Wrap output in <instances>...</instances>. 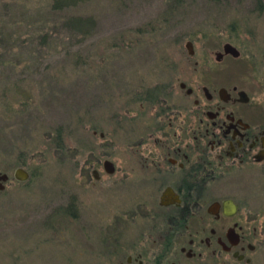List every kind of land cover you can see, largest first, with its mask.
<instances>
[{"label":"rangeland","instance_id":"obj_1","mask_svg":"<svg viewBox=\"0 0 264 264\" xmlns=\"http://www.w3.org/2000/svg\"><path fill=\"white\" fill-rule=\"evenodd\" d=\"M55 1L0 0V261L99 264L152 232L126 215L147 190L115 186L103 167L144 169L141 90L216 64L225 44L239 57L223 63L244 78L256 61L264 75V0ZM74 203L80 219L66 212ZM254 257L264 264V245Z\"/></svg>","mask_w":264,"mask_h":264},{"label":"flooded vegetation","instance_id":"obj_2","mask_svg":"<svg viewBox=\"0 0 264 264\" xmlns=\"http://www.w3.org/2000/svg\"><path fill=\"white\" fill-rule=\"evenodd\" d=\"M218 54L216 64L204 58L141 90L144 169L112 165L111 175L115 186L147 190L126 215L148 219L152 232L130 247L112 244L99 264L257 263L254 253L264 245V75L254 61L242 78L223 63L234 57ZM66 209L74 220L83 217L76 203ZM58 210L45 224L52 233L62 229L50 224Z\"/></svg>","mask_w":264,"mask_h":264},{"label":"water","instance_id":"obj_3","mask_svg":"<svg viewBox=\"0 0 264 264\" xmlns=\"http://www.w3.org/2000/svg\"><path fill=\"white\" fill-rule=\"evenodd\" d=\"M186 49L187 51L190 53V55H193L192 51H191V43L188 42L187 46H186ZM222 52L224 55H230V56H233L234 58H237L239 57V51H237L233 46H231L230 44H225L222 48ZM219 57H220V54H217L216 55V59L219 61ZM103 167H105V170L107 171L108 174H112L113 173V166L111 163H109L108 161H105V163L103 164ZM17 176H18V179L20 180H25L26 178V173H24L23 170L21 169H18L17 171ZM22 175V176H20ZM7 177L5 175H3L2 177H0V180L1 181H4L6 180ZM2 188L0 187V190Z\"/></svg>","mask_w":264,"mask_h":264},{"label":"trees","instance_id":"obj_4","mask_svg":"<svg viewBox=\"0 0 264 264\" xmlns=\"http://www.w3.org/2000/svg\"><path fill=\"white\" fill-rule=\"evenodd\" d=\"M77 2H81V0H56L55 1V8L57 10H63V8L68 7H75L77 5ZM83 23H80L79 21H70L69 26H75L77 28H80L78 26H82ZM139 101L142 102V99L140 97ZM137 96H136V101H137ZM58 136V135H57ZM59 138V136H58ZM57 147H59V143L56 144ZM60 148V147H59Z\"/></svg>","mask_w":264,"mask_h":264}]
</instances>
